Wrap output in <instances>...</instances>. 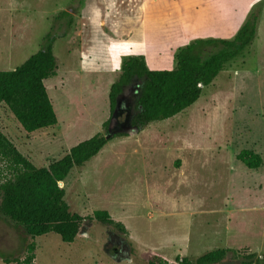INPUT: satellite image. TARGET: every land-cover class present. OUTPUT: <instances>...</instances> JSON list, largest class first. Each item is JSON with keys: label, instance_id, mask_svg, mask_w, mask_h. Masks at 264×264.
Segmentation results:
<instances>
[{"label": "rangeland", "instance_id": "374dc122", "mask_svg": "<svg viewBox=\"0 0 264 264\" xmlns=\"http://www.w3.org/2000/svg\"><path fill=\"white\" fill-rule=\"evenodd\" d=\"M81 1L91 2L0 0V71L22 65L41 49L49 32L60 37L54 45L58 75L45 82L58 125L27 133L2 104L0 129L38 168L97 133H127L74 169L61 187L72 212L92 218L95 211H107L129 235L86 220L73 244L54 234L31 239L0 214V256L24 260L33 245L32 264H150L154 254L174 261L216 249L264 257V0L256 4L261 14L252 46L204 88L193 106L137 129L132 119L142 82L134 80L120 97L108 130L103 124L110 117L109 92L120 70L82 71ZM140 3L131 0L130 8ZM62 12L73 14L71 27ZM146 52L134 48L128 56ZM244 150L261 156L258 169L238 160ZM0 264L9 263L0 257ZM221 264L239 262L230 255Z\"/></svg>", "mask_w": 264, "mask_h": 264}, {"label": "trees", "instance_id": "16d2710c", "mask_svg": "<svg viewBox=\"0 0 264 264\" xmlns=\"http://www.w3.org/2000/svg\"><path fill=\"white\" fill-rule=\"evenodd\" d=\"M257 6L252 8L233 39H196L181 47L174 55L172 70H150L142 55L125 57L110 88V117L103 128L109 129L120 97L134 80L142 82L137 100L138 112L132 119L137 129L172 119L193 106L201 98L204 88L212 85L226 66L242 57L254 43L261 14ZM61 16L71 27L73 14L62 12ZM59 38L53 31L49 32L41 49L22 65L12 71H0V105L9 108L27 133L58 125L45 82L58 75L54 45ZM125 135L128 134L108 137L109 133H97L48 167L38 168L0 129V214L22 228L31 239L54 234L63 243L73 244L86 220L108 225L128 236L126 226L107 211H95L92 218L72 212L65 200L66 189L59 185L67 181L74 169L82 168L96 157L109 141ZM238 160L250 170H256L262 164L261 156L249 150L242 151ZM34 251V246L30 245L28 257L24 260L0 257L9 264H32ZM230 255L239 264H264V257L257 253L233 249H216L195 259L178 257L174 261L154 254L150 264H221Z\"/></svg>", "mask_w": 264, "mask_h": 264}, {"label": "crops", "instance_id": "0c3cea01", "mask_svg": "<svg viewBox=\"0 0 264 264\" xmlns=\"http://www.w3.org/2000/svg\"><path fill=\"white\" fill-rule=\"evenodd\" d=\"M130 1L83 3L81 69L85 73H115L121 68L120 59L139 47L147 49L142 56L150 70H171L181 47L196 39H228L261 0H141L135 9L130 8ZM240 19L241 24L232 32ZM151 61L160 65L153 67Z\"/></svg>", "mask_w": 264, "mask_h": 264}, {"label": "water", "instance_id": "95a60500", "mask_svg": "<svg viewBox=\"0 0 264 264\" xmlns=\"http://www.w3.org/2000/svg\"><path fill=\"white\" fill-rule=\"evenodd\" d=\"M59 185H60V186H62L63 184H62V183H60Z\"/></svg>", "mask_w": 264, "mask_h": 264}]
</instances>
